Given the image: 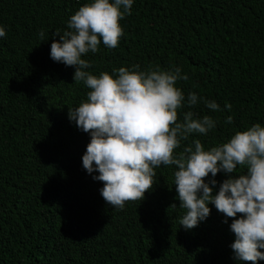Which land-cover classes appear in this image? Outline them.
Masks as SVG:
<instances>
[{"label":"trees","instance_id":"1","mask_svg":"<svg viewBox=\"0 0 264 264\" xmlns=\"http://www.w3.org/2000/svg\"><path fill=\"white\" fill-rule=\"evenodd\" d=\"M85 2L0 0V264H248L235 259L232 220L214 205L196 227L180 224L186 210L175 166L156 168L152 190L122 210L102 198L98 172L83 168L91 137L68 110L89 90L73 81V67L51 59L50 45L59 40L55 33L70 31V17ZM120 25L118 47L101 42L82 56L89 72L115 78L120 67H179L188 79L176 87L186 100L194 92L220 106L214 112L199 101L179 110L181 120L192 111L217 123L177 152L193 139L208 150L236 131L264 127V0H133ZM226 178L209 176L214 191Z\"/></svg>","mask_w":264,"mask_h":264},{"label":"clouds","instance_id":"2","mask_svg":"<svg viewBox=\"0 0 264 264\" xmlns=\"http://www.w3.org/2000/svg\"><path fill=\"white\" fill-rule=\"evenodd\" d=\"M133 0H87L69 19L70 31L55 33L59 40L50 45V57L75 69L73 81L89 90L86 100L68 110L77 128L90 134L82 156L87 173L98 172L94 180L103 183L100 194L113 208L123 209L128 202H141L155 185V169L175 166L174 185L179 207L186 210L180 224L192 229L211 212L209 204L231 218V244L235 259L248 264L264 260V127L256 123L236 131L227 142L208 150L199 139L177 152L192 134H204L216 127L211 116L197 117L179 110L199 101L212 111H220L214 101L184 93L176 83L187 80L176 67L172 70L139 65L98 76L88 71L91 63L82 56L119 46L124 35L120 21L131 15ZM123 9V10H121ZM6 36L0 26V37ZM40 37L44 40L45 33ZM230 110L231 105L225 104ZM226 123H232L228 116ZM238 166L246 170L238 174ZM223 172L226 179L215 190L217 181L209 179ZM170 207H177L172 204ZM227 222V221H225Z\"/></svg>","mask_w":264,"mask_h":264}]
</instances>
